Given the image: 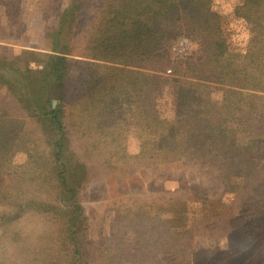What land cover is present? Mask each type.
I'll use <instances>...</instances> for the list:
<instances>
[{
    "label": "rangeland",
    "instance_id": "rangeland-1",
    "mask_svg": "<svg viewBox=\"0 0 264 264\" xmlns=\"http://www.w3.org/2000/svg\"><path fill=\"white\" fill-rule=\"evenodd\" d=\"M239 1L211 3L242 65L253 22L236 15ZM106 3L0 0L2 58L31 52L21 69L42 81L44 53L68 51L61 86L50 82L64 97L51 100L58 131L0 84L1 125L15 129L0 145V264H264V83L246 82L243 95L239 85L182 83L192 97L179 121L176 89L153 85L151 64L125 72L88 56ZM169 38L164 77L189 82L196 68L185 60L198 59L199 42Z\"/></svg>",
    "mask_w": 264,
    "mask_h": 264
},
{
    "label": "trees",
    "instance_id": "trees-1",
    "mask_svg": "<svg viewBox=\"0 0 264 264\" xmlns=\"http://www.w3.org/2000/svg\"><path fill=\"white\" fill-rule=\"evenodd\" d=\"M74 2L75 0H71L66 10H71ZM235 12L247 22H253L250 29L252 44L244 55L246 61L242 65L236 63L235 55L229 51L225 21L212 10L211 0H110L103 9V17L101 16L96 28L92 29L91 41L87 40V49L97 52L91 55L88 53V56L118 63L124 67L125 72H128L132 66L151 64L152 74L148 78L152 84L158 87L159 83H169L173 85V91L176 89V96L173 99L178 107L177 118L182 121L185 116L189 118V114L186 113L185 108H181L183 107L181 104L189 103L190 101L187 100L192 97L189 88L183 87L182 83L197 86L213 80L214 83L223 84L224 87L239 85L241 87L236 89L238 95L244 94L241 88L246 82L248 85L252 84L247 85L249 88L257 87L260 81L264 83V25L260 24L259 20V18L264 19V0L239 1L235 5ZM99 31H104L105 35L98 41L95 32ZM176 33L190 39L194 38L199 42L198 59L185 60V64L190 65L192 69L196 68L192 71H189L187 66L184 68L186 72H194L189 77L190 83L186 80L181 81L179 78L164 77V69L170 61L168 58L169 37ZM65 48L61 47L58 50L57 45L52 44L50 52L44 53L48 74L42 78V81L46 84L39 78L28 77L21 69L25 62L33 60L30 58L31 52L21 51V54L14 58L10 56L2 58L4 54L0 52V84L5 86L6 92L10 94L18 108L27 111L28 116H35L36 119L33 117L35 123L41 124L37 118L40 114L45 121H50L53 126H56L52 131L60 129L59 105L53 107L52 97L57 96L60 100H64V97L62 92L59 93L61 89L57 91L58 87L50 82L59 78L58 85L61 86V78L68 64L66 57L68 51ZM8 72L25 78V84H17L16 78L13 77L8 79L3 77V73L8 74ZM85 85L87 89L93 87L92 83ZM44 87L46 92L42 91ZM20 93L27 97L18 98L17 94ZM185 94H188V97ZM210 104L214 105L211 100ZM190 120L191 118L187 120L188 122L185 121L187 128L191 126ZM1 123L0 120V145L4 146L6 139H10L9 135L15 129L10 131V128ZM252 144L255 146L254 152H257L261 145L260 141L255 139ZM226 158L220 157L221 160ZM229 162L232 163V160ZM255 191L264 192L263 188L258 187ZM258 198L256 196L254 200L252 199L254 204L258 202L256 200ZM258 204L261 205L260 202ZM260 207H255V211L257 212ZM68 264H75V262L70 261Z\"/></svg>",
    "mask_w": 264,
    "mask_h": 264
}]
</instances>
